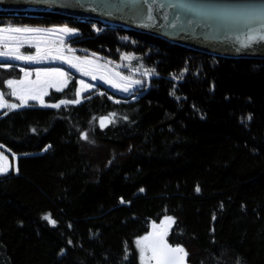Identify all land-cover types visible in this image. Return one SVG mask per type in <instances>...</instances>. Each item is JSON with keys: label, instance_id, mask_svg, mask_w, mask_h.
I'll use <instances>...</instances> for the list:
<instances>
[{"label": "trees", "instance_id": "16d2710c", "mask_svg": "<svg viewBox=\"0 0 264 264\" xmlns=\"http://www.w3.org/2000/svg\"><path fill=\"white\" fill-rule=\"evenodd\" d=\"M8 23L70 25L74 47L142 55L154 76L128 97L99 85L60 103L74 101L72 82L0 113L18 165L0 176V264H140L137 238L165 216L189 264H264V58L57 12L0 10ZM19 73L0 68V89Z\"/></svg>", "mask_w": 264, "mask_h": 264}, {"label": "snow or ice", "instance_id": "6c2138e0", "mask_svg": "<svg viewBox=\"0 0 264 264\" xmlns=\"http://www.w3.org/2000/svg\"><path fill=\"white\" fill-rule=\"evenodd\" d=\"M140 0H128V3L132 6H137ZM146 5H149L146 13V18L148 20L154 19L152 16V7L149 4V0H142ZM152 3H156L157 0H151ZM164 5H161L163 7ZM168 7L186 9L188 11L194 12L197 15L204 17H213L224 22H242L248 29L246 35V40L248 43L245 47L250 46L253 43H264V0H250L249 3L240 6H230V5H219V4H194L188 2V0H181L178 4H169ZM176 19L179 20L180 16L177 13ZM190 22V21H189ZM255 25V27H253ZM172 27H176L175 22L172 23ZM36 29H21V28H3L0 27V58H5L7 60H17V61H37L43 59H61L66 60V62L72 67L76 68L78 71L84 73V75H91L93 79H96V73L100 71L103 67L96 64L92 60H81L78 57H65L59 53L53 56L51 52H43L40 44H36V51L34 54H23L21 52V41L18 40L15 34L22 32H38ZM62 32H69L67 28L61 29ZM7 33V35H5ZM13 67L11 63L0 62V68L10 69ZM24 73V77L20 80L8 79L5 84L11 89V94L16 96L20 105L26 104L29 99L39 100L43 103V96L45 94V89L42 86L41 76L50 77L56 76L64 78L67 73L62 69H35L37 79L35 81L29 79L31 72L27 69H21ZM147 74V73H146ZM119 76V73H116ZM103 75L101 79H105ZM121 80L127 83L114 84L116 87H123L124 91H128L132 83L139 84L140 81H128L126 77H120ZM63 83H67L66 80H62ZM109 83H114L112 80H108ZM43 84L50 83L49 81H43ZM83 88H90L92 85L85 84L83 80L80 81ZM77 97L80 96V91L76 92ZM60 103H79V100L74 101H61ZM18 104H8L4 98L3 93H0V107L17 108ZM52 107H59V104L52 105ZM114 115V114H113ZM106 118H101V127L104 125V120ZM127 119V117H125ZM111 122V121H109ZM83 138H87L86 134H81ZM7 158L0 154V161L6 160ZM110 163V162H109ZM8 171V166L0 163V174L6 173ZM140 191H144L140 189ZM199 192V187L196 189ZM123 202V201H121ZM48 220L49 223L55 225L56 221L51 219L50 214L43 217ZM174 222V218L165 216L159 225L156 223L152 224V231L147 235L142 236L136 240V244L139 247L140 258L142 264H186V257L188 253L186 250L180 246H172L167 243L165 237L168 234V229ZM71 243V241H69Z\"/></svg>", "mask_w": 264, "mask_h": 264}, {"label": "water", "instance_id": "95a60500", "mask_svg": "<svg viewBox=\"0 0 264 264\" xmlns=\"http://www.w3.org/2000/svg\"><path fill=\"white\" fill-rule=\"evenodd\" d=\"M180 2L181 0H157L156 3H152L149 0L153 9L152 20L146 18L149 5L144 4L142 0L135 7L129 4L128 0H0V10L49 11L81 20L97 19L224 57L264 58V43H253L245 47L248 43L246 40L248 29L242 22H224L213 17L197 15L186 9L167 6ZM188 2L240 6L249 3L250 0H188ZM177 13L180 16L179 20L176 19ZM173 22L176 27H172ZM171 227L172 225L168 229V234ZM151 231L152 226L149 232ZM168 234L165 240L174 247L175 245L168 239ZM186 264H189L188 257Z\"/></svg>", "mask_w": 264, "mask_h": 264}, {"label": "rangeland", "instance_id": "374dc122", "mask_svg": "<svg viewBox=\"0 0 264 264\" xmlns=\"http://www.w3.org/2000/svg\"><path fill=\"white\" fill-rule=\"evenodd\" d=\"M16 12V11H15ZM20 12V11H19ZM92 26L94 30L100 31L101 24L99 22H92ZM3 28H21V29H36L38 32H22L15 34L18 40L21 41V52L23 54H34L36 51V44L39 43L43 52H51L53 56L57 55V53L65 56V57H78L81 60H92L96 64L103 66L99 72L96 73V79H93L91 75H84L83 72L78 71L76 68L69 65L66 60L61 59H43L37 61H17V60H7L5 58H0V62H8L13 65L10 69L4 70H12L13 72L20 71L19 75H15L8 79L20 80L24 77V73L21 69H27L31 72V76L29 79L35 81L37 79L35 69H54L59 68L67 73V76L64 78L50 76L45 77L41 76L42 86L45 89V94L43 96V103L39 100L29 99L26 104L20 105V101L16 96L11 94V89L5 84L7 90L0 89V93H3V98L8 104H18L20 105L17 108H9L7 106L0 107V113L3 111L9 110H17L20 108H24L30 106L32 104H36L39 106H43L47 104L46 98L52 91H64L69 87V85L74 82L76 85V92L80 91V96L75 97L74 100H79V102L83 101L85 95L94 91L99 85L105 86L107 89L113 91L114 93L121 95L123 97H128L133 94H137V92L142 91L147 84H149L150 78L154 76L152 73L153 68H149L142 55L133 53V52H124L121 54L119 61L114 62L105 57H102L98 54L81 50L73 46V41L75 38L80 35V30L74 28L70 25H31V24H5L0 25ZM69 29L73 31L62 32L61 29ZM7 35V33H5ZM116 73L120 75L117 76ZM147 73V74H146ZM106 77L105 79H101V76ZM120 77L128 78V81H140L139 84L132 83L129 87L128 91H124L123 87H116L114 84H125L126 81L120 79ZM6 79V80H8ZM5 80V81H6ZM49 81L50 85L43 84V81ZM62 80H66L67 83H63ZM83 80L85 84L92 85L90 88H83L80 84V81ZM108 80H112L114 83H109ZM0 154L6 157V160L0 161V163L8 166V171L6 173L0 174V176L8 175L13 172L18 171L17 165V156L10 151L9 149L0 145ZM163 220V219H162ZM161 220V221H162ZM157 223L159 225L161 223ZM172 225V224H171ZM149 232L144 234L147 235ZM142 237V236H141ZM140 238V237H139ZM138 239V238H137ZM136 250L138 252V258L140 264H142L140 258L139 247L135 242Z\"/></svg>", "mask_w": 264, "mask_h": 264}, {"label": "flooded vegetation", "instance_id": "af4514ba", "mask_svg": "<svg viewBox=\"0 0 264 264\" xmlns=\"http://www.w3.org/2000/svg\"><path fill=\"white\" fill-rule=\"evenodd\" d=\"M8 11H10V10H8Z\"/></svg>", "mask_w": 264, "mask_h": 264}]
</instances>
